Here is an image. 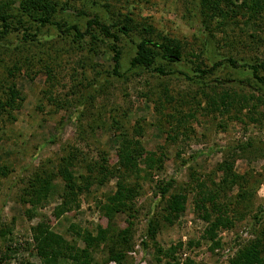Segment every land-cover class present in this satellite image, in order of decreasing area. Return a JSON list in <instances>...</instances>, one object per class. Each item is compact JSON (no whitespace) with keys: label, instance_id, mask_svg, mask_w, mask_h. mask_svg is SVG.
Instances as JSON below:
<instances>
[{"label":"rangeland","instance_id":"rangeland-1","mask_svg":"<svg viewBox=\"0 0 264 264\" xmlns=\"http://www.w3.org/2000/svg\"><path fill=\"white\" fill-rule=\"evenodd\" d=\"M0 14L15 27L0 20V264H45L48 234L92 264H120L113 249L121 264H241L264 240V84L250 67L264 74V0H0ZM89 19L120 35L118 73L113 39L86 31ZM143 38L182 58L141 52ZM144 54L153 64L131 67ZM225 58L249 67L199 73ZM133 138L145 149L138 165L115 172ZM119 179L134 189L131 212L109 208ZM175 193L185 209L170 221Z\"/></svg>","mask_w":264,"mask_h":264},{"label":"trees","instance_id":"trees-1","mask_svg":"<svg viewBox=\"0 0 264 264\" xmlns=\"http://www.w3.org/2000/svg\"><path fill=\"white\" fill-rule=\"evenodd\" d=\"M0 20L2 21V26L4 28L5 32L10 31L11 29H14L13 25L9 23L7 17L4 14H0ZM51 18L49 14H46L44 17L41 18V23L45 24L47 22H51ZM92 25H98L102 32L111 37L113 39V45L112 49L114 51L113 54V60H114V72L118 73L119 66H120V60H121V54H122V48L119 45V40L121 39L120 35L112 31L111 27L105 23H101L99 21H95L92 19H89L87 21V30H89V27ZM58 26L62 28L59 24ZM74 29L76 31H79L78 27L76 25H70L67 26L65 29L62 28V30H71ZM120 30L125 33L126 35L129 36V31L127 27H121ZM27 30L24 31V35H27L26 33ZM148 45H152L154 47H159L164 50L163 56L167 60H179L182 58V53L180 49L176 46H171L167 43L155 41L150 38H143L137 43V47L139 50L143 53L146 52V47ZM154 62V58L152 56H149L147 54L140 55L131 61V67L138 66V64H143L147 67H150ZM224 62H228L231 66L233 67H240V66H248L246 63H240L236 61L233 58H225V59H220L218 61H215L210 67L206 68H200L198 69L199 73L201 75H206L207 73H210L214 71L217 67H219L221 64ZM252 68L253 76L255 79L264 84V74H261L258 67L254 65H250ZM160 73H163V69L158 68L157 69ZM9 93V91H8ZM11 93H13V89H11ZM9 93V94H11ZM17 93L18 91L14 89V95L11 94L10 97H7V103L10 104L12 107L18 106L19 104L17 103ZM18 104V105H17ZM131 142L136 143L137 146H132ZM145 149L142 147L140 144L139 140L136 138L131 139L129 142L126 143V145L122 146L119 151H118V161L116 164V170L115 172H120L125 169L126 170H132L135 169L136 166L138 165V161L140 160V156L143 155ZM105 166V165H104ZM106 167V166H105ZM123 168V169H121ZM230 169H232V165H229ZM118 172V173H119ZM74 184V183H72ZM171 182H165L163 185L160 187V191L162 194H165L169 191V187L171 186ZM71 185V184H70ZM75 186V185H74ZM134 198V189L132 186L126 184L123 180L119 179L117 183V190L115 194L109 199L111 200L112 204L110 203L109 208L113 211H129L131 212L133 210V206L130 204L132 199ZM185 201H186V196L182 193H175L171 196V200L169 202V207H168V214L165 216L167 220L172 221L173 218L177 217L184 209H185ZM130 214V213H129ZM217 223L221 224H228L229 219L227 217H224L222 214L216 219ZM130 224V221H129ZM126 226L123 228L121 233L119 234L121 236L126 235L130 227ZM44 231V230H42ZM102 229L99 228V235L92 237L91 234L88 232L85 234V239L90 245L91 243H95L94 241L100 240L102 238ZM101 237V238H100ZM37 239L39 237H36ZM38 248H39V254L41 255L43 261L45 264H53L56 259L63 254H67L70 256L72 259H74L75 263L77 264H92L91 258L89 257L88 251L86 249H79L78 247H73L70 246L67 241L65 240H59L58 238H54L52 235H45L42 238L39 239L38 241ZM175 250V248H173ZM264 250V240L258 239L254 243H251V245L246 248L245 250L241 251L240 257L242 259L241 264H264V259L261 258L260 254ZM123 253H120L119 251H116L113 249L110 253V257L112 260L117 261L118 263L121 264V260L123 258ZM82 262V263H81ZM168 264H177L176 261L169 262ZM237 264V262H236Z\"/></svg>","mask_w":264,"mask_h":264}]
</instances>
